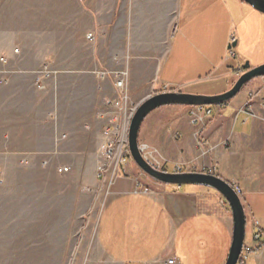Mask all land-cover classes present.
Wrapping results in <instances>:
<instances>
[{"label": "crops", "instance_id": "crops-1", "mask_svg": "<svg viewBox=\"0 0 264 264\" xmlns=\"http://www.w3.org/2000/svg\"><path fill=\"white\" fill-rule=\"evenodd\" d=\"M54 10L56 19L50 15ZM80 22H87L88 34L80 29L78 38ZM70 28L79 42L72 53L89 48L92 57L68 67L71 72L60 75L56 91L52 86L40 91L32 72L45 63L36 56L62 52ZM89 34L94 40L87 39ZM231 36L237 56L225 63ZM1 58L16 73L0 84V145H97L74 152L76 162L67 166L73 172L65 175L73 183L76 203L87 195L91 204L99 188L98 146L109 127L102 115L116 98L113 79L102 80L95 71L127 70L136 103L176 91L224 94L242 75L246 59L251 68L264 65V14L242 0H0ZM249 101L261 119L242 112ZM205 108L212 113L204 127L191 124L190 107L154 111L141 127L140 142L160 149L174 163L215 169V176L238 185L246 233L249 228L253 242L260 232L264 241V78L252 80L232 101ZM57 126L67 136L59 143L49 137ZM198 141L212 151L203 157ZM125 173L128 178L117 183L113 198H133L141 175L132 165ZM150 192L135 198L133 207L114 208L110 199L102 213L92 205L73 212L72 228L76 237L82 236L81 246H87L80 254L83 264H226L233 216L219 193L166 185H153ZM84 222L87 228L80 233ZM244 264H264V247Z\"/></svg>", "mask_w": 264, "mask_h": 264}, {"label": "rangeland", "instance_id": "rangeland-1", "mask_svg": "<svg viewBox=\"0 0 264 264\" xmlns=\"http://www.w3.org/2000/svg\"><path fill=\"white\" fill-rule=\"evenodd\" d=\"M51 9H55V6H50V10ZM51 14H53V18L56 19V11H50V15ZM70 25L73 26V23ZM77 25L79 30L74 33L78 38L80 29L82 32H84V34H88L86 31L88 28L87 22H80L77 23ZM72 31L73 30L70 28L65 32L69 36V45L68 47L63 45L61 47L62 52L48 53L47 55H34V57L36 56V59L37 57H41L40 62L45 63L42 69L32 72L34 77H36V86L37 80L42 76L41 74L43 72L45 77H47L46 79H42L43 83L47 86V91L50 90L51 86L53 87V90L56 91L60 75L65 72H71L70 69H67L68 67H71V65L76 61L79 63H87L92 57V51L89 48L80 49L81 51L77 55L72 53V49H75V47L79 48V46H77L79 42H77V38L73 39ZM89 35H87V37ZM4 59L7 61V64L6 66L1 65V70L5 69L11 72L10 75L16 73L8 70L9 61L7 58ZM247 62H250V65L252 66L251 60L246 59L244 64ZM117 71L127 73V102L125 105L127 115L124 121V133L127 137L125 139V145H128L129 148L128 135L132 117L142 102L157 94L149 96L140 103L134 102L131 99L128 88V71ZM101 72H103V70L95 71V74L99 76V73ZM10 75L3 77L5 83L1 85H5L8 82L7 78ZM115 99H117V93ZM190 108L194 110L197 107ZM107 111L108 106L106 104V112ZM191 111L189 117L191 120H193ZM207 116L209 115H206V118ZM255 116V119H261L259 116ZM204 122H206V120H204ZM201 127H204V125ZM126 128L128 131H126ZM53 132V134H51L49 137L53 135L56 143L61 142L63 139V133H61L60 129H58V126L55 127ZM44 133H46V131H44ZM39 135L42 136L41 134ZM199 135L200 133L198 132L195 136L198 137ZM65 137L67 138L66 135ZM140 145L151 146L144 142L139 143V148ZM96 146L97 145H0V177H3L4 179V182L0 183V264H83L80 260V254H82V252L87 249V246H81L82 236L80 235L76 237L77 230L72 228L73 212L83 210L92 205L93 208H98L100 213H102L110 199L114 200V208L119 207L121 204L126 205L127 207H133L135 205V202L137 201L135 198H137L139 195L131 194L129 197L133 198H125L124 200L113 198L114 188L117 183L124 178H128L125 170L121 174L122 176L112 177L109 171L108 175H105L103 179H99L97 176V166L96 178L99 183V188L97 195L95 194V199L90 204V201L88 202L89 199L87 198V195H85V197L81 198V201L78 199V203H76V198H74L75 195L73 193V183L71 181H67L65 178V175L72 174L73 169L70 167V172L63 175L59 173V169L75 163L76 159L74 152L80 150L81 147L90 148ZM197 146L199 147L203 157L212 151L211 147H204V145L201 147L200 145ZM101 147L102 145L98 146L100 150L98 154L97 165L100 161L99 157ZM156 150H158L159 155L166 161L167 164H171L167 166V171L165 172L164 170L159 171L155 169L159 172L163 171V173L167 172L177 175L185 173L214 175L208 172L209 170L204 171L205 167L196 166L194 162L186 164V167L188 168L184 167L183 171L177 172V167L172 165L176 164L177 166H180L184 164L174 163L160 149ZM114 155L115 158H118V156H124V147H117V152H115ZM101 162L104 164L102 159ZM129 165H132L141 175L140 178L142 180L138 178V182L143 184L145 187L153 189V185H163L145 175L135 165L132 159H130ZM190 165H192V167ZM113 166H111L110 169ZM173 167L175 168L173 169ZM235 186L232 187H234V190L241 198L242 192L239 193L238 190L235 189ZM169 187L176 186H166V188ZM187 187L188 186H182L181 188L186 190ZM79 202L81 203L79 204ZM223 205L228 204L226 202V204ZM164 217L165 213H162V218ZM86 228L87 223H81L80 233H83ZM165 232L161 233L162 240L165 239L163 242H165L168 237V230L166 229ZM251 239V232L248 228L244 245L255 247L256 244L254 241L252 242ZM77 253H79V256H77ZM238 264L244 263L238 262Z\"/></svg>", "mask_w": 264, "mask_h": 264}, {"label": "water", "instance_id": "water-1", "mask_svg": "<svg viewBox=\"0 0 264 264\" xmlns=\"http://www.w3.org/2000/svg\"><path fill=\"white\" fill-rule=\"evenodd\" d=\"M254 10L264 14V0H242ZM236 45L233 46L235 48ZM243 75L234 86L224 94L216 96L190 95L181 92H169L154 95L140 104L129 128V150L132 161L148 177L163 185L199 186L219 193L227 202L233 216L232 244L226 264H238L246 238L247 217L241 198L234 188L214 175L198 173L167 174L153 169L139 151V133L144 120L154 111L164 107H214L226 104L236 98L244 87L254 79L264 78V65L251 68L249 62L243 66Z\"/></svg>", "mask_w": 264, "mask_h": 264}, {"label": "built area", "instance_id": "built-area-1", "mask_svg": "<svg viewBox=\"0 0 264 264\" xmlns=\"http://www.w3.org/2000/svg\"><path fill=\"white\" fill-rule=\"evenodd\" d=\"M88 40H94L93 35H89L87 37ZM235 40L233 37L230 38L229 46H231L232 43H234ZM19 51L15 50L14 54H18ZM236 53L234 49H230L229 54H227L226 61L229 59H235ZM7 61L4 58H1L0 63L3 66H6ZM11 72L3 69L0 70V77L2 79L0 80V84H4L5 81L3 80V77L10 74ZM42 76L38 78L37 80V87L40 91H45L47 89L46 85L43 83L42 79H46L45 75L41 74ZM99 76L102 80H108L113 79L114 86L117 93V99L114 101L108 102V111L102 115V117L107 118L109 120V127L106 128L104 131V140L101 147L100 157H99V163L97 165V176L99 179H103L105 175H108L109 171L112 175V177H119L122 176L121 174L124 172L125 168L130 164L131 155L129 152L128 145H125V139L127 138L124 133V121L126 119V87H127V73L125 72H118V71H111L106 72L103 71L99 73ZM206 109V110H205ZM242 112L250 115L252 118H256L255 114L252 112V106L250 105V101L248 104L242 108ZM193 120L192 124L195 126L199 125H205V118L206 115H210L212 113V110L209 108H203V107H197L196 109L191 111ZM63 139L66 137L63 136ZM124 147V156H118V158H115V152H117V147ZM103 148V149H102ZM140 152L143 156V159L154 169L161 170L165 165H171L170 163L167 164L166 161L159 155L158 150L155 148L148 146V145H142L140 147ZM101 159L104 161V164H102ZM115 164V165H114ZM114 165V166H113ZM113 166L111 169L110 167ZM177 167V172H180L183 170L184 167L187 165H180L177 166L176 164L172 165ZM175 168V167H174ZM215 169L209 170L211 174H214ZM206 171V170H204ZM70 172V168L64 167L59 169L60 174H66ZM139 184V185H138ZM136 189L133 191V194L135 195H149L150 188L145 187L144 185L140 184L138 182ZM235 189L238 190L240 193V189L238 186H235ZM224 204V203H223ZM253 241L255 242L256 246L252 247L249 245H244L243 251L240 255L239 262L245 263L249 258H251L254 254L259 252L260 249L264 246L263 236L260 232L254 233ZM174 261H169V264H173Z\"/></svg>", "mask_w": 264, "mask_h": 264}, {"label": "bare ground", "instance_id": "bare-ground-1", "mask_svg": "<svg viewBox=\"0 0 264 264\" xmlns=\"http://www.w3.org/2000/svg\"><path fill=\"white\" fill-rule=\"evenodd\" d=\"M231 37H233V39L235 40V42L232 43L231 46H229L228 54H229L230 49H234L233 46H234V45L236 44V42H237L235 36H231ZM231 37H230V38H231ZM229 41H230V39H229ZM18 54H19V53H18ZM0 61H1V59H0ZM242 70H243V68H242ZM243 73H244V71H243ZM243 73H242V75H243ZM10 74H11V73H10ZM10 74H8V75H10ZM46 74H47V73H46ZM242 75H241V76H242ZM241 76H240V77H241ZM240 77H239V78H240ZM249 83H250V82H249ZM245 87H246V86H245ZM245 87H244V88H245ZM167 93H169V92H167ZM160 94H161V93H160ZM157 110H158V109H157ZM135 113H136V112H135ZM152 113H153V112H152ZM132 118H133V117H132ZM145 120H146V119H145ZM145 120H144V121H145ZM143 123H144V122H143ZM143 123H142V125H143ZM130 124H131V123H130ZM141 127H142V126H141ZM129 128H130V127H129ZM105 130H106V129H105ZM140 130H141V128H140ZM139 135H140V133H139ZM139 143H140V142H139ZM198 145H200V147L203 146V145H204V147L207 146L205 142H201V141L198 142ZM141 146H142V145H140V147H141ZM138 147H139V145H138ZM139 151H140V148H139ZM140 153H141V152H140ZM141 155H142V154H141ZM142 157H143V156H142ZM163 168H164V167H163ZM163 168H162L161 170H164ZM159 171H160V170H159ZM162 172H163V171H162ZM164 172H165V171H164ZM166 173H167V172H166ZM167 174H170V173H167ZM166 186H169V185H166ZM171 186H175V185H171ZM178 187H182V186H178ZM233 188H234V187H233ZM243 247H244V246H243ZM242 251H243V249H242ZM241 253H242V252H241ZM257 253H258V252H257ZM257 253H256V254H257ZM256 254H254V255H256ZM254 255H253V256H254ZM253 256H252V257H253ZM252 257H251V258H252ZM251 258H249L248 260H250ZM248 260H247V261H248ZM247 261H246V262H247Z\"/></svg>", "mask_w": 264, "mask_h": 264}]
</instances>
